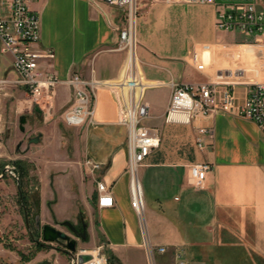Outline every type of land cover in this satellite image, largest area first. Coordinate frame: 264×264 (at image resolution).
<instances>
[{
    "label": "crops",
    "instance_id": "1",
    "mask_svg": "<svg viewBox=\"0 0 264 264\" xmlns=\"http://www.w3.org/2000/svg\"><path fill=\"white\" fill-rule=\"evenodd\" d=\"M140 6L136 68L149 84L146 125L159 128L162 137L138 173L144 214L132 207L121 92L99 89L94 122L69 127L63 114L74 101V91L60 84L50 99L46 119L51 124L36 155L43 186L41 221L57 227L83 220L85 249L104 246L120 264H177L178 254L187 264H264V131L251 120L222 112L193 125L167 123L164 117L173 83L220 78L230 56L235 57V46L243 48L237 59L241 55L251 63L246 72L254 73L258 53L254 45L223 39L229 32L217 29L214 5L140 0ZM31 9L41 21L39 46L55 54L43 61L50 71L61 78L78 73L86 79H120L127 53L118 50L120 15L115 9L98 8L90 0H38ZM1 56L5 67L8 63L12 68V55ZM236 90L243 97L246 86L239 84ZM199 125L214 128L204 150L195 141ZM88 161L101 168L94 170ZM204 162L214 170L204 187L196 189L190 165ZM99 181L112 188L113 207L98 208ZM159 247L167 252L160 253ZM38 260L72 264L70 255L52 247L40 252Z\"/></svg>",
    "mask_w": 264,
    "mask_h": 264
},
{
    "label": "built area",
    "instance_id": "2",
    "mask_svg": "<svg viewBox=\"0 0 264 264\" xmlns=\"http://www.w3.org/2000/svg\"><path fill=\"white\" fill-rule=\"evenodd\" d=\"M38 0H10L9 13L0 14V52L13 57L12 68L15 72V86L21 88L36 105L53 97L60 84L73 88L74 101L64 112V123L69 127L92 124L96 116L97 94L103 87L121 92L122 123L127 128L128 165L131 175L132 207L143 216L145 198L138 173L147 158L160 147L162 137L159 128L146 125L150 108L145 101V91L149 84L141 79L136 68V23L141 14L140 0H90L100 8L115 9L120 15L116 27L119 32L118 50H124L127 58L122 76L115 81L86 79L78 73L61 78L43 65V61L53 60V50L39 46L41 41V21L31 4ZM175 3L211 4L216 7V27L224 32H238L245 40L261 43L264 41V6L257 0H166ZM238 83L210 80L197 84L173 83L172 95L165 112L167 123L193 125L222 112L256 123L264 131V81L247 82L246 92L241 97L236 90ZM196 144L200 150L209 145L214 136L212 126L196 127ZM94 170L100 164L87 162ZM16 166L7 165L0 179L6 174L16 177ZM214 170L212 163L204 162L190 165V182L196 189L204 187L208 175ZM98 208L114 206L112 188L105 182L97 183ZM149 251L153 253V248ZM160 253L167 248L159 247ZM88 255L85 262L80 256ZM72 264H111L110 256L99 246L95 249H79L72 257ZM113 264H120L114 262ZM177 264H187L181 254Z\"/></svg>",
    "mask_w": 264,
    "mask_h": 264
},
{
    "label": "rangeland",
    "instance_id": "3",
    "mask_svg": "<svg viewBox=\"0 0 264 264\" xmlns=\"http://www.w3.org/2000/svg\"><path fill=\"white\" fill-rule=\"evenodd\" d=\"M8 1L0 0V13L4 14ZM257 3L259 6H264V0H257ZM191 34L198 37L195 31H190L189 35ZM244 38L238 32H229L223 39L228 42L235 41L238 44L254 45L258 53L254 73L246 72L250 69L251 63L241 55L237 59V53H241L243 48L235 46L233 47L235 52H232L235 53L233 55L235 57H228L230 64L223 68L225 70L222 73L220 72V78L212 79L238 84L264 81V41L256 43L252 41L253 38L249 40ZM4 63L0 53V174L4 172L7 165L16 166L17 169L16 177L6 174L0 179V264H26L28 262L39 264L41 263L38 260L39 253L56 246V244L46 243L47 248L40 249L36 246L32 235L34 232L32 215L40 214V198L43 195V186L40 185L36 168V155L40 143L31 145V155L15 153V146L18 140L28 134L30 136L41 132L44 138L51 124L46 116L51 110L52 100H46L41 105L32 103L29 96L21 88L15 86L14 80L17 75L8 63L6 67ZM219 63L224 64L223 61ZM35 107H39V113H33ZM25 114L30 115V120L26 124L27 132L23 134L17 126L19 116ZM62 129L68 130V127L62 126ZM21 189L25 194V199L20 198L19 190ZM23 204L28 209L29 215L25 214ZM61 230L66 232L64 228ZM35 234L36 240L43 242L42 235L40 238L37 232ZM78 243L79 248H85L83 240H78Z\"/></svg>",
    "mask_w": 264,
    "mask_h": 264
},
{
    "label": "water",
    "instance_id": "4",
    "mask_svg": "<svg viewBox=\"0 0 264 264\" xmlns=\"http://www.w3.org/2000/svg\"><path fill=\"white\" fill-rule=\"evenodd\" d=\"M21 124L25 123L24 117L21 118ZM23 126V125H22ZM22 130H24V127H22ZM42 137V134L40 133L37 137L32 138L29 140L30 143H39L40 139ZM36 226L41 231L42 234V240L44 243H50L56 250L63 252L65 254L70 255L71 257L74 256V253L77 251V241L75 239H72L71 236L64 231L57 229L53 225L50 224H41V218L40 215H37L35 217ZM62 225L67 226L74 234L78 235L79 238L85 240L86 239V233L81 232L79 233L78 229L75 227V225L70 221H65L62 223ZM88 259H90V256L83 255L79 257V260L81 262H85ZM39 264H52L49 261H43Z\"/></svg>",
    "mask_w": 264,
    "mask_h": 264
},
{
    "label": "flooded vegetation",
    "instance_id": "5",
    "mask_svg": "<svg viewBox=\"0 0 264 264\" xmlns=\"http://www.w3.org/2000/svg\"><path fill=\"white\" fill-rule=\"evenodd\" d=\"M39 107H35L34 108V110H33V113H35V112H37V113H39V109H38ZM22 117H24V119H25V123L24 124H21V118ZM30 120V115L29 114H25V115H21V116H19V124H18V126H17V128H18V130L21 132V133H23V134H25L26 132H27V130H26V124H27V122ZM23 125V126H22ZM22 127H24V130H22ZM28 131H30V129L28 130ZM41 133V132H40ZM40 133H38V134H33V135H30L29 136V134L26 136V137H23V138H21L20 140H18V142H17V144H16V146H15V153H17V154H20V153H22V155H25V154H27L28 152H29V150H30V147H31V145L32 144H36V143H30L29 142V140L30 139H32V138H35V137H37ZM42 134V133H41ZM42 138H43V134H42V137H41V139H40V142H41V140H42ZM0 140H1V138H0ZM39 142V143H40ZM24 144H26L25 145V147H24ZM38 144V143H37ZM23 147V148H22ZM23 190L21 189V190H19V193H20V198L21 199H25V194L22 192ZM23 206H24V204H23ZM24 211H25V214L26 215H29V211H28V209L26 208V207H24ZM37 215L36 214H33L32 215V218H33V221H34V232H33V240L35 241V244H36V246L37 247H40L39 245L40 244H42L43 246H42V249H44V248H47V244L46 243H44V241L43 242H41V241H39V239L38 240H36V232L40 235V238H41V231L37 228V226H36V221H35V217H36ZM29 216H27V218H28ZM41 224L42 225H45V224H43L42 223V221H41ZM75 225V227L78 229V231H79V233H81V232H85L86 233V237H87V230H86V224H85V222L83 221V220H80L77 224H74ZM55 227V226H54ZM58 227V228H57ZM57 229H62V228H64L65 230H66V232L65 233H67V234H69L70 236H71V238L72 239H75L76 241H77V251L79 250V249H81V248H79V243H78V240H83V239H81V238H79V236L78 235H76V234H74L67 226H64V225H62V224H58L57 225ZM63 231V230H62ZM84 241V240H83ZM52 248H54L53 246H52ZM55 249V248H54Z\"/></svg>",
    "mask_w": 264,
    "mask_h": 264
},
{
    "label": "trees",
    "instance_id": "6",
    "mask_svg": "<svg viewBox=\"0 0 264 264\" xmlns=\"http://www.w3.org/2000/svg\"><path fill=\"white\" fill-rule=\"evenodd\" d=\"M24 207H25V204H24ZM40 246V249H42V244H40L39 245ZM110 256V262H111V264H113L114 262H115V259H114V257L113 256H111V255H109Z\"/></svg>",
    "mask_w": 264,
    "mask_h": 264
}]
</instances>
